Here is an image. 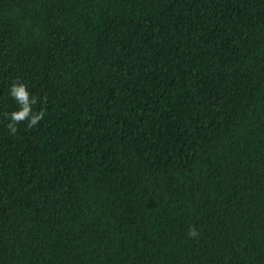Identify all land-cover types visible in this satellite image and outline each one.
I'll return each mask as SVG.
<instances>
[{
	"label": "trees",
	"instance_id": "obj_1",
	"mask_svg": "<svg viewBox=\"0 0 264 264\" xmlns=\"http://www.w3.org/2000/svg\"><path fill=\"white\" fill-rule=\"evenodd\" d=\"M0 264H264V0H0Z\"/></svg>",
	"mask_w": 264,
	"mask_h": 264
},
{
	"label": "clouds",
	"instance_id": "obj_2",
	"mask_svg": "<svg viewBox=\"0 0 264 264\" xmlns=\"http://www.w3.org/2000/svg\"><path fill=\"white\" fill-rule=\"evenodd\" d=\"M9 96L15 101L18 110L6 113L10 119L7 124L9 134L15 135L19 125L27 123L29 129L37 127L45 116L44 111L35 112L36 98L32 97L24 83L13 81L9 87ZM190 235H197L195 229L190 231Z\"/></svg>",
	"mask_w": 264,
	"mask_h": 264
}]
</instances>
